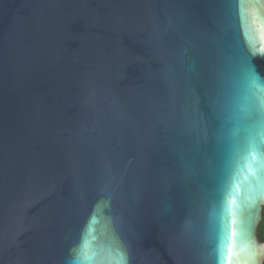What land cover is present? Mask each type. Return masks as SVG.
I'll list each match as a JSON object with an SVG mask.
<instances>
[{
    "label": "water",
    "instance_id": "95a60500",
    "mask_svg": "<svg viewBox=\"0 0 264 264\" xmlns=\"http://www.w3.org/2000/svg\"><path fill=\"white\" fill-rule=\"evenodd\" d=\"M243 3L0 0V264H264Z\"/></svg>",
    "mask_w": 264,
    "mask_h": 264
},
{
    "label": "snow or ice",
    "instance_id": "6c2138e0",
    "mask_svg": "<svg viewBox=\"0 0 264 264\" xmlns=\"http://www.w3.org/2000/svg\"><path fill=\"white\" fill-rule=\"evenodd\" d=\"M244 3L241 0V15L243 16ZM254 71V69L252 70ZM236 119H243L252 122V126L264 123V99L252 100L247 112L239 114ZM69 264H77L76 261H70Z\"/></svg>",
    "mask_w": 264,
    "mask_h": 264
},
{
    "label": "trees",
    "instance_id": "16d2710c",
    "mask_svg": "<svg viewBox=\"0 0 264 264\" xmlns=\"http://www.w3.org/2000/svg\"><path fill=\"white\" fill-rule=\"evenodd\" d=\"M257 236L259 240L264 243V207L262 208V219L257 229Z\"/></svg>",
    "mask_w": 264,
    "mask_h": 264
}]
</instances>
